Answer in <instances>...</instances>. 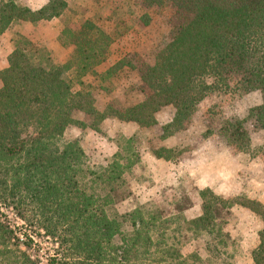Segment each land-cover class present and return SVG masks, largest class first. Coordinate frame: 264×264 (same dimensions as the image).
Returning <instances> with one entry per match:
<instances>
[{
  "label": "trees",
  "instance_id": "trees-1",
  "mask_svg": "<svg viewBox=\"0 0 264 264\" xmlns=\"http://www.w3.org/2000/svg\"><path fill=\"white\" fill-rule=\"evenodd\" d=\"M119 1L103 13L108 0H45L36 7L0 0V32L16 21L41 25L62 15L55 39L67 49L57 58L49 45L16 30L0 67V264H38L39 254L29 251L39 245L31 232L37 228L53 244L42 264H220L217 255H223L221 261L231 255L233 238L224 227L235 205L260 219L249 255L253 264H264V204L258 199L224 196L204 186L197 190L194 213L182 188L168 205L137 201L131 176L141 168L139 130L156 122L161 107L173 108L160 127L159 136L166 137L184 128L207 94L254 89L260 101L242 116L223 119L217 132L235 150L258 156L264 168V0ZM137 4L168 9L152 60L136 65L121 56L97 70L110 43L135 18L148 22L146 10L135 14ZM123 65L137 68L141 98L98 108L94 90H108L104 79L109 82ZM107 117L132 120L137 127L128 135L115 132L109 158L90 165L81 134L64 138V130L77 126L81 133L86 127L105 133ZM251 129L262 133L257 144ZM175 149V144L158 145L151 151L169 159ZM1 206L13 209L27 227L18 229ZM179 219L194 240L188 252L172 240ZM202 235L205 254L199 252Z\"/></svg>",
  "mask_w": 264,
  "mask_h": 264
},
{
  "label": "rangeland",
  "instance_id": "rangeland-1",
  "mask_svg": "<svg viewBox=\"0 0 264 264\" xmlns=\"http://www.w3.org/2000/svg\"><path fill=\"white\" fill-rule=\"evenodd\" d=\"M21 2L36 7L45 0H20ZM119 0H108L102 8L103 13ZM123 6L125 4L123 3ZM146 10L148 22L142 23L135 18L134 23L127 32L119 36L109 45V53L100 64L97 70L103 71L121 56H127L134 64L138 65L140 60L151 61L156 44L161 34L167 27V7L155 8L152 6L138 5L134 7L135 14ZM63 16H54L43 24L32 25L24 21H16L0 32V66L6 63V55L11 47V36L14 31L21 30L30 34L31 38L41 40L53 51L57 58H63L67 49L60 46L55 35L61 27ZM108 90L96 88L94 91L95 105L103 108L106 103L128 104L135 102L142 96L139 91V78L137 68L131 69L123 65L114 71V74L104 79ZM260 101V93L257 89L249 90L240 94H207L197 104L190 119L184 128L175 130L167 137H160L161 124L168 121L172 115L173 108L169 105L161 107L156 113V122L148 127H141L139 130V145L141 168L134 169L132 196L138 201L155 199L158 204L168 205V200L177 194V191L184 189L192 201L193 212H199V196L197 190L209 186L216 193L226 195L242 194L258 199L264 204V168L258 156H250L248 153L235 150L224 143L223 137L217 132V127L223 119L242 116L248 106ZM105 127L101 130L86 127L83 133L77 126H69L64 130L63 137L81 134V145L86 154V160L91 165L104 163L114 149L115 132L124 135L130 134L137 127L132 120H120L116 117L104 119ZM250 138L252 144L262 140V133L258 129H251ZM175 144L174 155L169 159L156 157L152 154V147L158 145ZM139 174V176H138ZM171 185L174 188L170 189ZM173 194V195H172ZM5 211L11 222L15 223L18 229L22 230L25 222L14 214L9 208ZM232 217L224 229L233 238V246L229 249L230 256L224 261L217 255L215 261L220 264H253L249 255V248L257 241L256 230L259 228L260 219L247 207L235 205L232 209ZM174 225V223H173ZM178 227L171 231L174 234L173 242L188 252L193 247L194 240L191 239V232L185 228V222L178 220ZM31 231L39 245L34 244L30 252L39 254L42 264L44 256L51 251L52 241L42 234L41 229ZM206 235L199 238L201 254H205L204 248ZM190 242V243H189ZM48 248V252L47 249ZM189 260V259H188ZM201 264H209L205 260Z\"/></svg>",
  "mask_w": 264,
  "mask_h": 264
},
{
  "label": "crops",
  "instance_id": "crops-1",
  "mask_svg": "<svg viewBox=\"0 0 264 264\" xmlns=\"http://www.w3.org/2000/svg\"><path fill=\"white\" fill-rule=\"evenodd\" d=\"M5 65V62H3L2 64H1V66L0 67H2V66H4ZM169 136V135H168ZM167 137V136H166ZM165 138V137H164Z\"/></svg>",
  "mask_w": 264,
  "mask_h": 264
}]
</instances>
